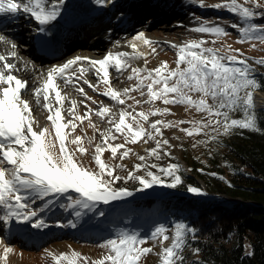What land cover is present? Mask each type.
Here are the masks:
<instances>
[{"label": "snow or ice", "instance_id": "1", "mask_svg": "<svg viewBox=\"0 0 264 264\" xmlns=\"http://www.w3.org/2000/svg\"><path fill=\"white\" fill-rule=\"evenodd\" d=\"M110 0H95L98 5H106ZM64 0H0V14L16 15L21 12L30 14L38 24L40 32H44L43 26L51 24L61 14ZM202 7L205 5L200 0ZM251 5V6H248ZM216 9H224L237 15L243 24L232 23L231 27L238 28L240 39L243 43L249 40H259L264 42V25H257L254 18H264V3L260 0H223L222 3L210 5ZM193 31L209 33L217 37L227 36L229 33L219 24L209 26L201 23ZM134 40H143L146 45L154 44L143 32H139L133 37ZM213 43H215L213 41ZM0 44L8 46L9 51L0 54V221L5 226H11L15 221L17 224L30 225L35 229H43L49 225L39 215L46 209L59 201V207L73 209V214L79 220L86 213L83 210L92 212L97 209L98 204H109L110 201H118L132 195L126 188L116 187L118 181L134 180L138 181L142 189L151 188L154 184L163 183L160 176L151 169L157 168L166 176H171L173 182L169 187H176L181 181L177 175L180 171L178 164H169L166 167L156 163L149 164L145 155H137L142 163L134 165V169H129L126 176L115 173V167L124 168V165L112 166L104 162L101 158L104 151L110 149L111 156L116 158L117 152L123 160L131 154V149L126 148L128 143H137L141 139L145 144L149 140H155V147L145 149L148 156L160 160V150L164 145H169V140L163 138L161 127H175L177 124L190 123L193 130L199 134L205 128H211L213 132L230 135L234 130H248L252 132H262L259 126V117L255 111L253 91L260 88L261 84L255 77V69L248 63L247 58H242L243 54L239 49L229 51L235 54H221L219 49L205 47L206 41L191 40L179 46L176 67L169 68L167 61L154 69H147L145 60L144 67H133L132 60L144 59L143 54L136 53V45L130 43L133 49L129 52H108L101 59L76 56L67 60L61 65H55L45 72L39 73L36 83L29 87V81L21 78L18 73L27 71V64L24 67L12 63V59H20L17 45L14 41L0 34ZM255 47V45H253ZM151 51L156 52L152 47ZM86 62V63H85ZM264 65V58L255 61ZM35 66L33 65V69ZM114 69L117 73H123L128 69L131 73L127 79H135L137 83L116 89L111 85L110 71ZM88 72L94 73L97 83H92L85 78ZM143 73V75H141ZM82 80L93 91H99L100 82L107 88L102 95L116 101L117 104L124 105L125 97L134 100L135 104L154 103L159 100L164 105L176 104L185 105L187 108H195L197 112L206 114V120L200 121H172L157 119L149 124L145 129L140 119L149 121V116H163L170 114L168 107L154 108L148 113L143 111H129L132 105L127 108H120L118 119H114L108 114L111 109L103 102H97L87 96L84 88L79 85ZM145 81H150L147 84ZM69 86L72 91L78 92L87 100H92L93 104H98V108L93 109L85 104L87 111L79 114L77 111L79 104L84 101H77L68 94ZM154 86H158L155 87ZM139 91L140 96L147 99L139 100L130 93ZM31 93L37 107L43 108L47 114V121L54 129L55 141L50 139L49 127L40 126L36 120L32 108V102L24 99V94ZM192 94H199V99H194ZM212 103H208V99ZM67 104V106H66ZM241 112L242 118H231L230 113ZM104 119L107 116L109 127L101 130L91 120V113ZM135 113V114H134ZM126 117L133 123H126ZM140 118V119H138ZM88 120L89 126L94 131L99 132L101 143L95 144L92 159L98 166V171H91L84 167L81 161L76 159V153L81 155L88 152L82 146L85 137L75 136L70 143L77 145L76 149L70 151L65 140L67 135L75 132L79 124ZM79 122V124L77 123ZM68 129V133H65ZM115 133H127L124 136V143L113 144L111 141L118 137ZM189 136L193 131L181 129ZM86 135V134H85ZM217 136L210 137L215 140ZM158 137H160L158 139ZM93 138L88 139L91 145ZM59 145V152L56 148ZM106 146V147H105ZM170 156V152H164ZM144 170L143 175H139L140 170ZM10 173V175H9ZM189 191L199 192L197 188H189ZM42 201L39 209H33L32 204ZM103 216V211L98 213ZM68 225L76 228L75 221L70 220ZM175 234L172 244L161 250L160 264H184L185 257L183 250L188 246V239H195L196 229L184 224L176 223ZM164 225L157 226L150 237H142L138 233H128L121 231L116 233L115 238L105 241L101 247L108 249V252L100 259L89 261L87 257L73 251L60 253L59 255L49 252L53 264H139L142 256L152 252L151 248H143L147 239H157L162 237L167 240ZM11 251L10 246L4 248V258ZM47 251V250H46ZM194 254H199L200 249L194 248ZM252 253H248L251 255ZM196 264H200L199 261Z\"/></svg>", "mask_w": 264, "mask_h": 264}, {"label": "rangeland", "instance_id": "2", "mask_svg": "<svg viewBox=\"0 0 264 264\" xmlns=\"http://www.w3.org/2000/svg\"><path fill=\"white\" fill-rule=\"evenodd\" d=\"M146 1V0H145ZM200 3V0H198ZM223 0H203L205 5H209V7H197L195 8V12L197 14V18L201 22L219 24L224 27L226 31L229 33L227 36L217 37L213 34L209 33H200L193 31L190 29L189 33H185V37L192 40H203L206 41L205 47H212L214 49H219L221 54H235L234 52L229 51L228 46L231 47L232 50L239 49L243 54L242 58H247L248 63L252 68L255 69V75L258 72H264V65H260L255 63V61L264 58V42L259 40H249L243 43L238 42L240 39V32L238 28L231 27L232 23L243 24L244 22L239 20L237 15L232 12L224 9H216L214 7H210V5H215L218 3H222ZM238 2L243 3L244 0H238ZM261 3H264V0H260ZM251 6V5H248ZM256 11H264V9H255ZM146 15L142 16V19L145 18ZM157 23L152 30H156L157 26L162 25V20H158ZM254 22L257 25H264V18H254ZM148 25V24H147ZM156 28V29H155ZM151 30V29H150ZM139 31V30H137ZM137 31L133 32L132 35L136 34ZM178 37L177 34H175ZM93 34H88L85 39H91ZM20 40V39H18ZM213 41L215 43H213ZM19 45L22 42L18 43ZM255 45V47H253ZM156 48V47H155ZM178 48L174 47H159L156 48V52L148 55L147 63L150 67L154 68V62L159 63L160 61H167L168 67L175 68L176 67V59L175 55L177 54ZM159 56V57H157ZM177 56V55H176ZM133 67H136V64L131 62ZM130 74L131 70L128 69ZM143 75V73L141 74ZM131 83H137L135 79L129 80ZM150 81H145L147 84ZM158 87V86H154ZM107 88L104 85L99 87V91H95L94 94H88V97H91L92 100L99 102L102 93L106 91ZM257 91H263L262 89H256L253 91L254 102H255V111L264 110V106L258 107L256 102ZM264 92V91H263ZM194 99H199V94H192ZM131 96H134L136 99L145 100L146 96L141 97L139 91H134ZM92 100H89V107L97 106L98 104H93ZM125 101L127 104L132 105L135 109V112L143 111L145 113L150 112L154 108H170V114H165L163 116H149V121L144 122L140 119V123L143 124L145 129L149 128V124L157 119H162L164 121H172L174 124L178 121H200L202 119L206 120V114L203 112H197L196 109L187 108L185 105H164L161 101L157 100L154 103H141L140 105L135 104L134 100L128 99L125 97ZM208 103L211 104L212 101L209 98ZM110 107V106H109ZM94 109V108H93ZM111 112L108 116L118 118V113L114 111L112 107H110ZM79 114H84L86 110L82 107L77 110ZM135 114V113H134ZM236 114H239L236 117ZM91 120L96 125L97 128L100 127V124L103 122H107V116L104 119L95 115V113H91ZM242 113L237 111L236 113H230L231 118L240 119L242 118ZM79 124V122H77ZM126 123H133L135 127V122L131 121L130 118L126 117ZM46 126L49 127L50 139L55 141V133L54 129L51 127L50 122L47 121ZM161 127V131L164 135L168 136L169 145H164L160 150L163 155L164 160H156L155 157L148 156L143 149V146H147L149 144L155 143V140H149L147 144L143 142L141 139L137 143H128L126 144V148L131 149V154L129 157L121 160L120 153L124 151V149H120L117 152L116 158L111 156L110 149H107L102 154V159L105 163L116 166V165H124V168L115 167V173L120 176H126L127 171L129 169H134V165L137 163H142L138 160L137 155H145L146 160L149 164L156 163L161 166L166 167L169 164H178L180 169H183L186 173H189V168L185 159L190 162L195 168L204 171V169H210L211 161L210 159L214 157L215 152L218 150L219 155L224 157L226 153V149L224 146H221L222 141L226 138L227 141L235 139L234 131L230 135L220 134L217 136V133L213 132L211 128H205L199 134H197L193 130V126L190 123L177 124L175 127ZM181 129H189L193 131V135L189 136L186 132L181 131ZM68 129H65L66 134L68 133ZM86 134V135H85ZM83 136L85 137L82 141V146L88 149V152L81 155L80 153H76V159L81 161L83 166L88 168L91 171H98V166L95 164V161L92 159L91 153L94 152L95 144L101 143V136L99 132L94 131L92 127L89 126L88 120H85L82 124H79L75 132L71 133V135H67V143L70 151L76 149L77 145H73L70 143L71 139L75 136ZM118 138L114 141H111L113 144H122L124 143V136L127 133H115ZM217 136L215 140L210 137ZM93 142L90 145L88 143L89 138H93ZM160 138V137H158ZM214 142L215 148H214ZM106 147V146H105ZM57 153L59 152V145L56 142V148L54 149ZM164 152H170L171 155H164ZM209 157V160L207 159ZM223 159H218L216 164H213V170L216 169V172H208V176L211 179H215L218 181H225L229 177L228 168H224V173L221 175L218 173L220 166L225 165ZM154 173L160 176L163 183L154 184L151 188L142 189V186L138 181L134 180H121L116 183V187L126 188L127 190L132 192V195L126 197L122 200L118 201H110L109 204L105 205L103 203L98 204L97 209L88 212L87 210H83L86 214L83 215L79 220L73 214V209H64L59 207V203L66 201H59L52 205L50 208L46 209L44 212L39 213V215L45 220V222L49 225L43 229H35L30 225L21 224L23 226H27L36 234H42L45 231L48 233L45 234L44 239L41 240L42 243H38L37 245L31 244H23L18 238H6L3 234V229L0 228V264H53L52 258L48 255L49 252L59 255L60 253H68L69 255L75 251L77 253L82 254L83 257H87L89 261L98 260L102 258L107 252L108 249L101 247L105 243L107 239L115 238L116 233L121 231H126L128 233H138L142 237H150L152 231L160 225H164L166 228L165 235L169 238L167 240H163L162 237L153 239H147L146 242L140 247L143 248H151L152 252L148 253L141 257L139 264H160V254L163 248H167L172 244V238L175 234L174 225L179 222H185L183 220H177L175 222L169 221V214L164 213L167 209L159 207V216L161 217L159 220L152 218L151 215L142 214L138 212L140 209H146L144 205H138L135 203L133 207L129 205L133 202L142 201L143 198L150 199L154 197L166 198V196L173 195V187H169L168 185L173 182V178L171 176H166L159 171L157 168L151 169ZM191 173V172H190ZM195 173V172H194ZM139 175L144 174V170L141 169ZM193 174V173H191ZM179 175V172L177 173ZM200 185V187L210 195H217L229 198L222 193L216 191H208L205 187L203 179L198 176L196 173L193 174ZM194 188L189 186L187 191L184 193L189 195L191 193H196L189 191V188ZM184 195V194H183ZM42 201H36L32 204L33 209H39L42 206ZM146 203H152V201H148ZM130 207V208H129ZM103 211L104 215L100 216L98 213ZM150 212L156 211V208H150ZM72 220L77 223L76 228H72L68 225V222ZM16 223L15 221H13ZM2 225L3 222L0 221ZM52 234H60L62 237H55ZM7 239V243L4 241ZM19 241V242H18ZM12 247L11 255L12 258H9L7 254L6 262L3 263L4 258V245ZM65 244V245H64ZM3 246V247H2ZM2 247V248H1ZM246 250H248V244H246ZM194 247L188 242V246H186L183 250V255L186 258L184 264H196L195 260L198 257V254H194ZM47 250V251H46ZM9 258V259H8ZM81 264L83 262L81 261Z\"/></svg>", "mask_w": 264, "mask_h": 264}, {"label": "trees", "instance_id": "3", "mask_svg": "<svg viewBox=\"0 0 264 264\" xmlns=\"http://www.w3.org/2000/svg\"><path fill=\"white\" fill-rule=\"evenodd\" d=\"M255 77L261 84L258 89L264 91V72L257 71ZM256 114L259 126L264 130V110H257ZM233 134V141L225 138L221 143L226 149L224 157L217 150L210 159V169L201 171L185 159L189 171L203 179L208 191H216L229 198L206 193L193 174L180 169L181 181L172 189L173 195L143 198L129 205H144L146 209L138 212H145L156 220L161 218V206L167 209L164 213L169 214V221L183 220L196 229L195 239L189 237L188 242L200 249L195 260L200 264H264V131L236 129ZM218 159L225 162L218 173L222 175L225 167L229 170L225 181L208 176L209 171L216 172L212 166ZM189 186L199 189V192L186 195L184 192ZM148 201L152 203H146ZM150 208H156L157 212H150Z\"/></svg>", "mask_w": 264, "mask_h": 264}, {"label": "bare ground", "instance_id": "4", "mask_svg": "<svg viewBox=\"0 0 264 264\" xmlns=\"http://www.w3.org/2000/svg\"><path fill=\"white\" fill-rule=\"evenodd\" d=\"M93 1L95 2V0H64L61 13L65 8L87 5ZM113 2L116 6H118L119 12H121L119 15H126L128 17L127 20H123V21L119 20L118 21L119 23L115 24L120 26V31L118 35H115L108 40L96 39L97 37L96 35L94 39L92 38L90 40H87L82 38L83 33H79L75 37L71 36L66 40L67 43H69L67 46L68 47L67 52L59 59H56L54 61L38 60L34 58L33 56L34 53L31 50H29L27 33L29 32L30 28L34 25V21L30 16V14L21 12L19 16L13 17L12 14H6L4 17H1L0 34L5 35L10 40L14 41L18 46L17 51L20 59H12L11 62L18 64V66L20 67H24L25 64H27L28 66L27 71H21L18 73V75L21 78L29 81V87H31L33 84L37 82L36 77L39 75V73L45 72L47 69L51 68L52 66L61 65L65 63L67 60L72 59L76 56L90 57L92 59L98 60L103 58V56L108 52L132 53L133 49L129 47L130 43L135 44L136 53L137 54L142 53L144 57V59H136V60H132L131 62L139 67H144L145 60L147 61L148 55L151 54L150 51L152 47L165 48V47H172V45L179 46L187 41H191L192 39L185 37V33H189L190 29H193V27H198L201 23H205V22H201L197 18V14L194 10L196 7L201 6L198 0H162L161 2L150 1L146 4H141L139 1H135V0H113ZM108 7H109L108 5H103V6L98 5L99 10L105 9L107 11ZM164 9H166V11H163ZM155 10H158V12L151 14L148 17V20L144 19L141 21L143 13H146V11H155ZM96 13H98V11ZM8 16H11L9 20L5 22L1 21L2 18ZM158 20H162V25L157 26L156 27L157 29L155 28L156 30L154 31L152 30V28L157 23H159ZM207 24L209 26L214 25L212 23H207ZM136 30H139L137 33L143 32L144 35L150 41H153L155 43L151 45H146L143 42V40H134L133 37H135L137 33L134 35H132V33L135 32ZM83 32L85 33L87 32L86 27L83 28ZM175 34H177L178 37H176ZM19 42H22V44L19 45L18 44ZM25 48H27L28 50H25ZM9 50L10 49L8 46L0 44V54L6 53ZM176 55L175 57H177ZM161 62L162 61H160L159 63L154 62V68L158 67L161 64ZM33 65L35 66L34 69H33ZM146 67L147 69H154L150 67L148 63L146 64ZM129 75L130 73L128 72V70L124 71L123 73H117L114 69H112L110 71L112 87L116 89H122L124 87H129L133 85L134 83H131L127 79ZM85 78L89 79L94 84L98 82L96 76L92 72L86 73ZM79 85L84 88L87 95L95 93V91H93L87 85H84L82 80L79 81ZM101 85H103L102 82H100L99 87ZM68 94L77 101L83 100L84 104H79L78 108L82 107L87 111V109L85 108V104L88 105L89 100H87L84 96L80 95L78 92L72 91L71 86H69ZM131 94H133V92L130 93V95ZM24 99L32 102V108L34 110L33 114L36 120L39 122V125L42 127L46 126L47 123L46 117L48 113L43 108L36 106V103L33 100V97L30 92L24 94ZM99 102H103V104L112 107L114 111L117 113L119 112L120 108H127V106L130 105L127 104L126 101L124 105L117 104L116 101H113L109 97L104 95L101 97V100ZM256 102L258 107L264 106L263 91H257ZM98 106L99 105L93 106L92 108L96 109L98 108ZM132 109L134 108L132 107L131 109L128 110L132 111ZM113 118L118 119L116 117ZM108 127L109 125L107 122L104 123L102 122L100 124L99 129L105 130ZM114 134L115 131L113 130V135ZM163 138L168 139V136L164 135ZM65 145L68 148L67 136L65 140ZM152 147H155V143L149 144L147 146H143L144 152L145 149ZM161 157L162 158L160 160H164L162 154ZM0 228L3 229V234L6 238H18L21 240L20 241L21 243L23 244L26 243L28 245L29 244L37 245L38 243H42L41 240L44 239L45 234L48 235L46 231L41 235L36 234L27 226H23L21 224H17L14 222H12L11 226H5L4 223L2 225L0 224ZM52 236H55L57 238L62 237L60 236V234H52ZM4 241L7 243V239H5ZM6 245L7 244L4 245V248ZM11 251H12V247H11ZM11 251L8 253L9 258L13 257V255H11ZM4 262H6V259L3 260V263Z\"/></svg>", "mask_w": 264, "mask_h": 264}]
</instances>
